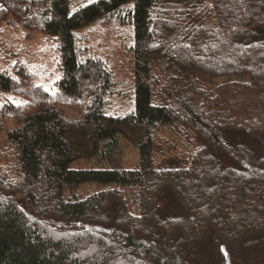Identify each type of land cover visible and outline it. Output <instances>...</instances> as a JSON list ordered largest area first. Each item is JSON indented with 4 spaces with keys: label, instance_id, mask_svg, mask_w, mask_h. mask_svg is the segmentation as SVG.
Listing matches in <instances>:
<instances>
[{
    "label": "trees",
    "instance_id": "1",
    "mask_svg": "<svg viewBox=\"0 0 264 264\" xmlns=\"http://www.w3.org/2000/svg\"><path fill=\"white\" fill-rule=\"evenodd\" d=\"M70 5L0 0V21L57 39L67 101L90 89L79 118L0 110L15 119L0 264H264V0ZM102 20L130 28L129 81L76 32ZM13 81L0 70V89ZM119 96L127 105L107 112ZM85 183L102 187L80 196Z\"/></svg>",
    "mask_w": 264,
    "mask_h": 264
},
{
    "label": "rangeland",
    "instance_id": "2",
    "mask_svg": "<svg viewBox=\"0 0 264 264\" xmlns=\"http://www.w3.org/2000/svg\"><path fill=\"white\" fill-rule=\"evenodd\" d=\"M92 1L95 0H71L70 9L74 11L75 8ZM129 31V26L121 27L115 20L91 22L76 30L77 34L86 39L89 52L106 61L121 82L129 81L132 75H128V72H133V67L129 63L128 47L131 43ZM0 70L9 71L14 79L12 89H0V110L4 109L7 103L16 105L21 111H30L51 104L68 118H79L83 115L90 89L86 90L82 100L71 103L57 88V82L62 77L57 39L40 30L26 29L11 14L0 21ZM126 105L127 101L120 96L112 98L108 102L107 112L116 113ZM0 123V168L10 173L15 156L12 146L6 139V130L15 124L14 114L7 113ZM126 148L125 166L131 167L137 149L131 144H127ZM71 166L88 165L85 161L79 160ZM101 187L100 184L85 183L76 190V193L83 196Z\"/></svg>",
    "mask_w": 264,
    "mask_h": 264
}]
</instances>
